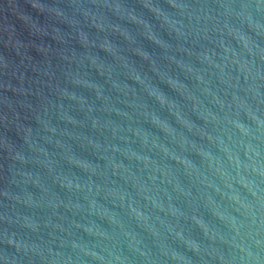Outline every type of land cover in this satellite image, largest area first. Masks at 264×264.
Returning <instances> with one entry per match:
<instances>
[{
	"label": "water",
	"instance_id": "1",
	"mask_svg": "<svg viewBox=\"0 0 264 264\" xmlns=\"http://www.w3.org/2000/svg\"><path fill=\"white\" fill-rule=\"evenodd\" d=\"M0 264H264V0H0Z\"/></svg>",
	"mask_w": 264,
	"mask_h": 264
},
{
	"label": "clouds",
	"instance_id": "2",
	"mask_svg": "<svg viewBox=\"0 0 264 264\" xmlns=\"http://www.w3.org/2000/svg\"><path fill=\"white\" fill-rule=\"evenodd\" d=\"M36 5H37V9L42 13L43 11H44V9H45V5H43V4H40V3H36Z\"/></svg>",
	"mask_w": 264,
	"mask_h": 264
}]
</instances>
